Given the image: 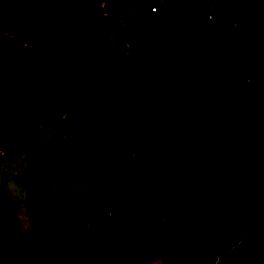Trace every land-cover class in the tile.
Instances as JSON below:
<instances>
[{
    "label": "rangeland",
    "instance_id": "374dc122",
    "mask_svg": "<svg viewBox=\"0 0 264 264\" xmlns=\"http://www.w3.org/2000/svg\"><path fill=\"white\" fill-rule=\"evenodd\" d=\"M120 1L88 0L102 7L97 29L111 45L110 53L92 64L62 52L49 34L7 29L0 16V211L13 210L16 231L14 238L0 236V264H51L50 251L54 264H222L215 251L206 252L207 242H198L195 251V219L184 210L179 167L168 173L164 156L135 126L146 116L140 100L152 95L145 80L154 70L182 66L192 35L205 41L214 57L239 62L238 43L264 27V14L236 20L234 0H204L199 13L196 0H126L140 4L151 25L173 21L152 30L136 11L111 13ZM255 58L239 103L234 110L222 108L218 123L230 139L234 172L264 223V140L256 118L264 66L259 51ZM122 67L127 68L124 83L138 98L118 107L103 86L112 81L111 70ZM37 75L45 81L42 88L28 81ZM26 166L45 173L33 187L13 179ZM75 175L80 179L71 178ZM124 218L126 247L113 229Z\"/></svg>",
    "mask_w": 264,
    "mask_h": 264
},
{
    "label": "trees",
    "instance_id": "16d2710c",
    "mask_svg": "<svg viewBox=\"0 0 264 264\" xmlns=\"http://www.w3.org/2000/svg\"><path fill=\"white\" fill-rule=\"evenodd\" d=\"M196 1L199 13L204 0ZM164 5L172 6L166 1ZM121 9L136 11L137 18L152 30L173 24L165 21L151 25L144 19L140 4L127 5L126 0L109 11ZM231 13L236 20L257 18L264 14V0H234ZM0 16L7 29L30 27L39 34H49L54 44L75 60L92 64L91 60L97 61L111 51V45L97 29V14L89 9L88 0H0ZM191 41L192 49L182 66L154 70V77L145 80L152 95L140 100L146 116L135 128L164 156L168 173L173 174L179 167L184 210L195 219L191 238L195 251L198 242L204 241L210 246L206 252L215 251L222 264H264V223L255 217V205L246 198L234 172L230 139L218 123L222 108L234 110L239 103L244 80L257 63V51L264 66V27L238 43L242 53L239 62L214 57L197 35H192ZM138 49L129 48L131 52ZM10 63L16 72L21 71L14 59ZM126 70H111L112 81L103 86L114 94L118 107L138 98L137 92L124 83ZM28 81L36 88L45 86L40 75L30 76ZM256 118L264 140V78ZM43 177L42 169L26 166L13 179L21 187H33ZM110 192L120 215L125 217L119 196L114 188ZM45 220L53 231L52 221L48 217ZM125 220H116L113 229L115 239L126 247L129 238L125 235ZM15 233L13 210L0 211V236L14 238ZM3 243L9 251L15 249L14 245ZM48 260L51 264L56 262L53 251L48 253Z\"/></svg>",
    "mask_w": 264,
    "mask_h": 264
},
{
    "label": "water",
    "instance_id": "95a60500",
    "mask_svg": "<svg viewBox=\"0 0 264 264\" xmlns=\"http://www.w3.org/2000/svg\"><path fill=\"white\" fill-rule=\"evenodd\" d=\"M88 7H89V9H90L92 12L97 13V15L103 13V9H102V7H99V6H93V5L90 4V3H88ZM97 17H98V16H97ZM13 258H14V261L16 262V259H15V253H13Z\"/></svg>",
    "mask_w": 264,
    "mask_h": 264
},
{
    "label": "built area",
    "instance_id": "2783aa9c",
    "mask_svg": "<svg viewBox=\"0 0 264 264\" xmlns=\"http://www.w3.org/2000/svg\"><path fill=\"white\" fill-rule=\"evenodd\" d=\"M152 11L157 12V11H158L157 7H153V8H152ZM185 20H186V18H185ZM186 22H187V20H186ZM258 218H259V219L262 218V215H261L260 212L258 213Z\"/></svg>",
    "mask_w": 264,
    "mask_h": 264
},
{
    "label": "crops",
    "instance_id": "0c3cea01",
    "mask_svg": "<svg viewBox=\"0 0 264 264\" xmlns=\"http://www.w3.org/2000/svg\"><path fill=\"white\" fill-rule=\"evenodd\" d=\"M186 15V14H185ZM167 31V30H166ZM171 35V34H170ZM20 262H19V264H23L24 262L23 261H21V260H19Z\"/></svg>",
    "mask_w": 264,
    "mask_h": 264
}]
</instances>
